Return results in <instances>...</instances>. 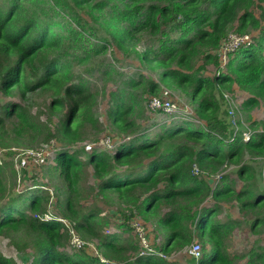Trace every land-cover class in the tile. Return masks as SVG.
Returning <instances> with one entry per match:
<instances>
[{
  "label": "trees",
  "instance_id": "obj_1",
  "mask_svg": "<svg viewBox=\"0 0 264 264\" xmlns=\"http://www.w3.org/2000/svg\"><path fill=\"white\" fill-rule=\"evenodd\" d=\"M233 30L250 41L221 69L217 49ZM119 52L159 70L160 82L187 99L199 97L191 105L203 125L172 118L153 137L140 130L138 120L160 87L140 73L119 72ZM209 65L218 68L212 78L202 75ZM233 86L248 95L240 110L249 126L239 128L236 110L235 135L223 96ZM107 95L114 136L133 138L112 151L94 148L82 160L78 146L99 131L95 109ZM261 106L264 0H0V150L56 145L45 183L2 161L0 237L32 251L22 264H103L87 247L70 248L63 218L80 239L121 264H177L171 253L194 240L201 255L193 264H264V246L231 256L227 243L241 221L217 219L234 202L240 213L256 216L251 231L264 225V190L252 167L264 160V116L250 118ZM231 164L242 182L238 190L225 170ZM193 165L220 179L213 184L193 175ZM136 219L148 243L146 225L161 234L152 249L163 257L137 255ZM112 227L117 231L107 232ZM0 264L18 263L0 253Z\"/></svg>",
  "mask_w": 264,
  "mask_h": 264
},
{
  "label": "rangeland",
  "instance_id": "obj_2",
  "mask_svg": "<svg viewBox=\"0 0 264 264\" xmlns=\"http://www.w3.org/2000/svg\"><path fill=\"white\" fill-rule=\"evenodd\" d=\"M230 33L237 34L234 30L231 31ZM137 50L141 51V48H138ZM120 59H121L120 63L116 65L117 67H122L121 69H118L119 72L124 73V75L127 77H128V75H132L134 73H140L144 76L150 77L160 87V90L157 93V95H159L158 96L159 98L173 100L177 104L178 108H180L183 105V103H185L189 108H192V105L196 104L198 102L199 97H197L195 100L192 101L191 99H187L186 96L181 94L180 91L163 85L160 82V78L158 75L159 70L153 71V70L147 69L145 66H141L133 54L132 55H122V56H120ZM217 69L218 68H216L212 65H209L202 72V75H204L205 77L212 78L215 75ZM123 78L125 79L126 77H123ZM92 79L94 80V77ZM120 81L121 80L119 79V82ZM108 87H111V86L109 85ZM223 92H224L223 93L224 95L225 94L226 95H232L233 100L237 101V104L240 106L248 97V95L239 91L236 86H233L232 89H230L228 91L225 90ZM151 97H154V96H151ZM108 99H109L108 95L106 98H102L101 96L98 97L99 103H98L97 108L95 109V113H96V116L98 117V119H100L99 131L96 134L88 135V138H89L88 141L89 142H91V141L99 142L100 140L110 138L111 140H113V143L115 145L116 144L119 145L123 142H128L129 140H131L133 138L132 136H130V135L129 136H121L120 138H118V137L114 136L115 133L113 132V130L110 129L111 127H110V125L106 119V116H105V111L107 110V107H108ZM37 102H38L37 104L41 103L39 101H37ZM144 105H145V103H144ZM223 105H225V103ZM240 106H238V111H237V118H239V119L241 118L240 119L241 126L239 128H241L243 130L245 128L248 129L249 123L246 122V120H245L247 118V115L243 111L240 110ZM222 110H223V114L225 117L226 107L224 108V106H223ZM42 111H45L44 108ZM44 114L45 113H43L42 115H44ZM263 116H264V107H262V106L257 107L250 114L251 121L261 120L263 118ZM172 117L173 116L163 115L161 113H155V114L150 113L145 107L144 118L142 120L139 119L138 124H139L140 130L143 128H148L147 131L146 130H143V131H145V134H147L149 137H153L154 135L159 133L160 127L170 125L173 122ZM226 118L228 119V117H226ZM88 141H86L82 144L83 145L85 143L89 144ZM43 146L44 145H42L41 147H43ZM81 146L82 145L78 146V148L80 149V152H81L80 153L81 159L85 160L86 154L88 152L84 153L82 151ZM55 147H56V145L52 143V144H47V147L43 148L46 151L47 159H46L44 165L38 167L37 169H36L35 163H34L35 154L37 153L35 151L36 149L35 150L9 149V150H5V151H0V159H2L3 162H11L13 166H14L13 160L16 159V157L20 156V157L26 159V168H20L17 170V172L19 174H21L22 171H24V170L29 171V173L31 175H33L36 179L45 183V177H44L45 175H43V174H45L44 172H45L46 167L52 161V158H53L54 152H55ZM70 147L72 149L77 148L76 145L70 146ZM95 148H98L100 151L107 150L106 147L102 146V145H97ZM252 167L254 169L255 177L258 181V186L260 187L259 190L263 191L264 190V160H257L254 164H252ZM225 170H228L226 173L236 183L237 190L240 189V187L242 186V182H240V180L237 176V173H236L237 169H236L235 165L231 164ZM202 178L208 179L213 184L217 180L216 176L208 177V175L206 173L202 176ZM91 183H92V180H89L88 182H86L84 184V187L88 188L91 185ZM20 189H21V187H20ZM207 204H210V203H207ZM105 211H106V213H108L109 210L105 209ZM217 219L220 221H228L230 219H238L241 221V225L234 227V230L231 233V236L229 237V240L227 243L228 244V252L231 256H233V255L239 256L242 254H246L250 249H252L256 246H261V247L264 246V225L263 226L259 225L258 230H256L257 232H253V230L251 231L249 220L256 219V216L251 215L249 212L240 213L238 207L234 204V202L230 203V204H224L222 206L221 212L218 214ZM146 226L148 227V233H149L148 237H149L150 246H151V248H157L159 246V243H161L162 236L158 231H155V232L153 231L152 225H146ZM124 230L125 229H123L122 232ZM116 231L117 230L115 227H112L111 229L110 228L107 229V232H116ZM128 233H129V231L126 234H128ZM146 233H147V231H146ZM132 234L134 235L133 230H132ZM187 249L188 248H185L182 251L172 252L171 255L176 254L175 257H177V258H175V257L171 258L170 261H175L177 264H193L194 260L189 256ZM153 250L155 251V249H153ZM66 251H68V250L66 249ZM84 251L88 254L91 253L94 256H96L95 252L98 253L96 244H93V248L87 247L86 250L84 249ZM0 253L4 257L12 258V259L16 260V262L18 264H22L21 262L26 261L27 255L28 254L31 255L32 251H30L29 248H24L22 246H17V245L11 244L9 242V240H7L6 238L0 237ZM113 263L121 264L118 262H113ZM236 264H244V260H238L236 262Z\"/></svg>",
  "mask_w": 264,
  "mask_h": 264
},
{
  "label": "built area",
  "instance_id": "obj_3",
  "mask_svg": "<svg viewBox=\"0 0 264 264\" xmlns=\"http://www.w3.org/2000/svg\"><path fill=\"white\" fill-rule=\"evenodd\" d=\"M250 41V37L247 35L240 36L238 34H232L230 33L228 35V38L226 40H223L217 49V57L219 58L220 61V67L221 69H224L228 63L229 60V55H231L235 49H237L240 45H243L247 42ZM225 102L229 106V112H228V117L231 120V125L233 129L235 130L234 135L238 131L237 123L235 121V111L238 110V105L237 101H234L232 98V95H224ZM147 110L150 113H161L163 115H170L173 116L172 118H179V119H185V120H191L198 124L201 125L202 123L198 120V118L195 116L193 110L189 108L185 103L178 108L177 104L171 100V99H162L159 97H150L147 103ZM244 141H247L250 137V132L249 130H246L243 133ZM81 148L84 149V151L90 152L92 149H94L97 145H102L105 146L108 151H112L114 147L113 140L110 138H106L103 140H100L99 142H93V143H85L84 145L81 144ZM44 147H47V145H44L38 150H35L37 153L35 154V167L36 169L42 165H44L46 159H47V154L46 151L43 149ZM98 149V148H96ZM0 151H5V150H0ZM14 162V169L17 170L20 168H26V159L18 156L16 159L13 160ZM2 163V159H0V165ZM26 171V170H24ZM29 173V171H27ZM192 173L193 175H196L198 177H202L205 172L201 171L196 165H193L192 167ZM207 174V173H206ZM217 180L220 179V175H216ZM18 193H20L19 188L17 190ZM58 221L63 223L64 226H66L69 237H70V242L69 246L72 249L75 250H80L84 249L85 247H92L93 248V242L85 241L79 238V236L75 233V231L72 229V226L70 222L66 219L63 218H58ZM131 228L133 229V232L135 236L137 237L139 244L142 248L138 256H146V255H158L162 256L160 253H156L153 251L152 248H150L149 243L146 239V231L147 228L143 224V222L139 219H136V221H133L131 223ZM189 256L194 259L195 261H198L201 255V246L197 242H193L187 249ZM96 257L99 258L100 262L103 264H115L113 261H109L106 258H104L99 252H95ZM163 257V256H162ZM119 263V262H118Z\"/></svg>",
  "mask_w": 264,
  "mask_h": 264
},
{
  "label": "clouds",
  "instance_id": "obj_4",
  "mask_svg": "<svg viewBox=\"0 0 264 264\" xmlns=\"http://www.w3.org/2000/svg\"><path fill=\"white\" fill-rule=\"evenodd\" d=\"M247 36H249V35H247ZM249 37H250V36H249ZM146 109H147V107H146ZM191 109H192V108H191ZM192 110H193V109H192ZM193 112H194V111H193ZM194 114H195V113H194ZM195 116H196V115H195ZM196 117H197V116H196ZM201 123H202V125H203V122H202V121H201ZM82 151H83L84 153H86L83 149H82ZM53 157H54V156H53ZM52 160H53V158H52ZM51 163H52V161H51ZM51 163H50V164H51ZM193 242H197V241L194 240ZM193 242H192V243H193ZM192 243H191V244H192ZM197 243H198V242H197ZM191 244H190V245H191ZM199 244H200V243H199ZM200 246H201V245H200ZM186 248H188V247H186ZM154 252H155V251H154ZM156 253H157V252H156ZM193 260H194V259H193Z\"/></svg>",
  "mask_w": 264,
  "mask_h": 264
},
{
  "label": "crops",
  "instance_id": "obj_5",
  "mask_svg": "<svg viewBox=\"0 0 264 264\" xmlns=\"http://www.w3.org/2000/svg\"><path fill=\"white\" fill-rule=\"evenodd\" d=\"M175 256H176V254H172V255L169 257V259L174 258ZM175 258H177V257H175Z\"/></svg>",
  "mask_w": 264,
  "mask_h": 264
}]
</instances>
